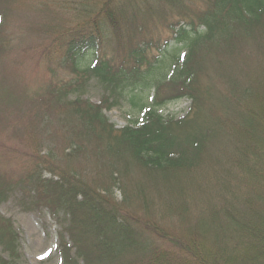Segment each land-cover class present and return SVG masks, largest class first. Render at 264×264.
Wrapping results in <instances>:
<instances>
[{"label":"trees","instance_id":"1","mask_svg":"<svg viewBox=\"0 0 264 264\" xmlns=\"http://www.w3.org/2000/svg\"><path fill=\"white\" fill-rule=\"evenodd\" d=\"M201 1L0 0V205L20 187L27 208L47 207L62 264H264V0ZM91 50L111 55L81 66ZM94 78L101 101L71 96ZM182 96V117L159 111ZM122 98L143 117L118 128L106 110ZM67 115L51 134L69 157L97 151L105 185L42 153L39 122ZM14 227L0 211V264H20Z\"/></svg>","mask_w":264,"mask_h":264},{"label":"rangeland","instance_id":"2","mask_svg":"<svg viewBox=\"0 0 264 264\" xmlns=\"http://www.w3.org/2000/svg\"><path fill=\"white\" fill-rule=\"evenodd\" d=\"M76 1V5L81 7L83 3H90L92 0H74ZM193 5L202 4L201 0H192ZM63 6V3H61ZM84 6V5H83ZM82 6V7H83ZM73 12V11H72ZM153 36L157 37L159 34H162L164 37L171 36L174 38V33L171 31L168 32V28L160 25L158 30H154L151 33ZM173 35V36H172ZM172 45H169L168 51L175 50L177 52H183L182 43H179L176 40L171 41ZM179 48H178V47ZM164 49H152L150 55L153 54H164ZM165 53L167 51H164ZM111 55V51L104 50H91L85 53L80 58L81 66L91 64L98 55L102 54ZM105 54V56H106ZM169 56V54L167 53ZM63 76L69 78L71 75L69 73L63 74ZM105 87L99 82L97 79H92L85 88L81 90H77V92L73 93L71 96L82 95L84 98H88L93 102L98 103L101 101L105 94ZM148 93V92H147ZM153 95L152 91L146 95V99L149 100ZM190 104H192V100L187 96H182L181 98L171 100L159 106V111L164 116H174L176 118L182 117L190 110ZM106 115L108 119L113 122L116 127L121 128L128 124H134L136 120H141L143 117L142 110L130 106V104L125 99H120V101L112 106L111 108L106 110ZM67 117L62 116L61 119L53 120L52 124L47 122L46 125L38 119L39 126L41 127V132L36 134V139L40 140V149L42 153L51 154L56 160L60 161V163H67L72 165V168L76 173H79L82 178H86L87 180H91L93 178L100 179L97 181L99 186L105 185V166L100 164L98 160V155H96L95 150H88L86 152L79 153L74 157H69L71 153H73L76 149L75 145L67 144L63 142L61 138H58L59 135L53 136L50 132L52 125L62 126L64 129L67 128L65 122H67ZM7 133L0 134V140L3 141V137H6ZM34 136V134H33ZM8 142V139L7 141ZM12 145L18 146L22 145L20 140H10ZM95 143L89 144L88 148L91 149L95 147ZM25 149V148H22ZM1 161V158H0ZM1 164V163H0ZM16 165V164H14ZM138 170V169H137ZM98 172H101V175H98ZM47 176H51L49 172H46ZM118 183L122 186L124 185L123 176H117ZM123 179V180H122ZM127 182V181H126ZM129 183V182H127ZM116 184H112V188L115 187ZM118 186V184H117ZM13 191V192H12ZM132 197H128L125 199V203L127 208L135 211V215L143 214V209L140 206L139 201H137V196L135 193V189L132 185ZM11 196L4 200L0 205L1 213L10 219H12L14 223V228L18 231L19 237V246L17 256V262L20 264H62L63 258L60 252V231L62 230V224L59 219L55 217L47 207L43 208H27V196H25L24 191L20 188H14L11 190ZM114 196L119 200H123L126 196L125 191L118 188L114 189ZM129 209V210H130ZM160 206L157 205L155 207V212L158 214L160 212ZM158 218V216H155ZM164 223L168 226H172L175 228L176 232L180 233L183 230L184 223L179 221L177 222L174 218L170 216H165ZM0 250L2 254L6 258H11L10 253L8 251L3 250L0 245Z\"/></svg>","mask_w":264,"mask_h":264}]
</instances>
